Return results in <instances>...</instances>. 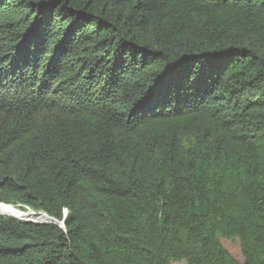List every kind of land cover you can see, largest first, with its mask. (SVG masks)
Returning <instances> with one entry per match:
<instances>
[{
	"label": "trees",
	"instance_id": "obj_1",
	"mask_svg": "<svg viewBox=\"0 0 264 264\" xmlns=\"http://www.w3.org/2000/svg\"><path fill=\"white\" fill-rule=\"evenodd\" d=\"M0 203V264H264V0H0Z\"/></svg>",
	"mask_w": 264,
	"mask_h": 264
},
{
	"label": "bare ground",
	"instance_id": "obj_2",
	"mask_svg": "<svg viewBox=\"0 0 264 264\" xmlns=\"http://www.w3.org/2000/svg\"><path fill=\"white\" fill-rule=\"evenodd\" d=\"M5 213L6 214L8 213V216L10 218H13L15 220H19L21 222H32V223H36V224L55 223L48 216H46L45 214H41V213L40 214H36V213H32V212L23 213V212L16 211L13 209H8Z\"/></svg>",
	"mask_w": 264,
	"mask_h": 264
},
{
	"label": "rangeland",
	"instance_id": "obj_3",
	"mask_svg": "<svg viewBox=\"0 0 264 264\" xmlns=\"http://www.w3.org/2000/svg\"><path fill=\"white\" fill-rule=\"evenodd\" d=\"M23 211V210H22ZM26 223V222H24ZM222 245L231 254V256L239 263L243 262V258L240 254L239 245L237 240L220 239ZM178 264V263H173ZM181 264V263H179ZM184 264V263H183Z\"/></svg>",
	"mask_w": 264,
	"mask_h": 264
},
{
	"label": "water",
	"instance_id": "obj_4",
	"mask_svg": "<svg viewBox=\"0 0 264 264\" xmlns=\"http://www.w3.org/2000/svg\"><path fill=\"white\" fill-rule=\"evenodd\" d=\"M9 206H11V205H9ZM12 207H15V206H12ZM39 213H42V214H45V213H43V212H37V214H39ZM46 215V214H45ZM47 216V215H46ZM49 217V216H48ZM52 221H54L55 223H46V224H53V225H55V226H57V227H59L60 229H62V230H64V224L62 223V222H58L57 220H55L54 218H51V217H49ZM19 221V220H18ZM21 222V221H20ZM28 223H31V222H28Z\"/></svg>",
	"mask_w": 264,
	"mask_h": 264
},
{
	"label": "built area",
	"instance_id": "obj_5",
	"mask_svg": "<svg viewBox=\"0 0 264 264\" xmlns=\"http://www.w3.org/2000/svg\"><path fill=\"white\" fill-rule=\"evenodd\" d=\"M16 208L17 207H19V208H21L22 210H20L21 212H27V213H29V212H32V213H36L37 214V212H34V211H32V210H30V208H28L27 206H23V205H16L15 206ZM19 210V209H18ZM40 214V213H39ZM42 214V213H41ZM66 214H67V212L66 211H64V215L66 216ZM32 223V222H31Z\"/></svg>",
	"mask_w": 264,
	"mask_h": 264
}]
</instances>
